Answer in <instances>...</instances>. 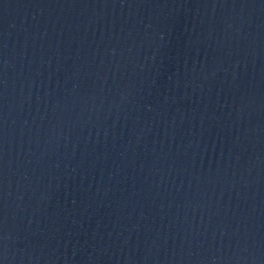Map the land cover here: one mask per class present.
<instances>
[{"label":"water","instance_id":"water-1","mask_svg":"<svg viewBox=\"0 0 264 264\" xmlns=\"http://www.w3.org/2000/svg\"><path fill=\"white\" fill-rule=\"evenodd\" d=\"M0 264H264V0H0Z\"/></svg>","mask_w":264,"mask_h":264}]
</instances>
